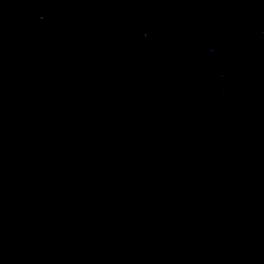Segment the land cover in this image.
Returning <instances> with one entry per match:
<instances>
[{
	"label": "water",
	"instance_id": "obj_1",
	"mask_svg": "<svg viewBox=\"0 0 264 264\" xmlns=\"http://www.w3.org/2000/svg\"><path fill=\"white\" fill-rule=\"evenodd\" d=\"M0 264H264V0H0Z\"/></svg>",
	"mask_w": 264,
	"mask_h": 264
}]
</instances>
